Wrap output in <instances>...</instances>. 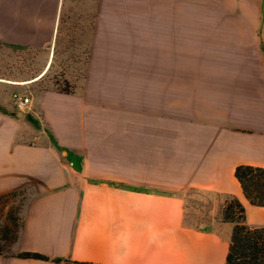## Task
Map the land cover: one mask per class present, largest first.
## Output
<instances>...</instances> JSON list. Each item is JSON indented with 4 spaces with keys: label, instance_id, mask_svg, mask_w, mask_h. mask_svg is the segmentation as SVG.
<instances>
[{
    "label": "crops",
    "instance_id": "crops-1",
    "mask_svg": "<svg viewBox=\"0 0 264 264\" xmlns=\"http://www.w3.org/2000/svg\"><path fill=\"white\" fill-rule=\"evenodd\" d=\"M211 1L232 11L211 24L237 32L218 34L223 48L203 64L185 65L179 18L167 19L162 61L153 66L114 44L119 28L136 21L99 17L87 76L73 93L45 91L23 114L7 95L0 99V197L29 192L0 264H224L233 225L222 209L230 198L247 226L264 227V208L244 198L234 177L240 165L264 169V0ZM196 2L97 7L184 10ZM62 3L0 0V44L50 47ZM187 201L209 205L211 226L184 224ZM21 252L50 260L16 258Z\"/></svg>",
    "mask_w": 264,
    "mask_h": 264
},
{
    "label": "rangeland",
    "instance_id": "rangeland-1",
    "mask_svg": "<svg viewBox=\"0 0 264 264\" xmlns=\"http://www.w3.org/2000/svg\"><path fill=\"white\" fill-rule=\"evenodd\" d=\"M195 5L199 8L101 11L97 7L98 0H63L59 33L50 47L33 51L0 44V93H3L0 99L4 101L8 96L13 112L18 114L11 101L15 91L30 98L45 91L58 92L68 87L74 92L87 76L92 56L89 39L93 37L94 23L99 17L136 21L137 26L119 28V41L114 44L121 52L130 53L131 58L135 55L138 65L150 62L153 66L160 65L162 61L165 45L162 36L165 29L170 28L166 26L167 19L179 18L183 21L180 32L182 30L185 39V65L203 64L210 51L223 48L224 42L217 41L220 39L218 34L237 32V28L211 24L232 17V11L224 8V2L200 0ZM28 194L24 189L0 199L1 254L11 253V241L19 230L21 210ZM185 207L186 226L203 230L211 226L209 205L187 201Z\"/></svg>",
    "mask_w": 264,
    "mask_h": 264
},
{
    "label": "trees",
    "instance_id": "trees-1",
    "mask_svg": "<svg viewBox=\"0 0 264 264\" xmlns=\"http://www.w3.org/2000/svg\"><path fill=\"white\" fill-rule=\"evenodd\" d=\"M58 92L73 93L69 87ZM234 177L240 185L244 198L250 204L264 208V169L240 165L236 167ZM7 195L1 196L0 199ZM222 221L233 225L224 264H264V227L251 228L246 225L245 210L236 198L226 201L222 209ZM16 238L17 232L11 244L16 241ZM0 255L3 254L0 253ZM16 258L50 260L48 257L34 252H21L16 255ZM52 262L61 264L62 261L54 259ZM64 262L66 264H81L69 260Z\"/></svg>",
    "mask_w": 264,
    "mask_h": 264
},
{
    "label": "built area",
    "instance_id": "built-area-1",
    "mask_svg": "<svg viewBox=\"0 0 264 264\" xmlns=\"http://www.w3.org/2000/svg\"><path fill=\"white\" fill-rule=\"evenodd\" d=\"M11 101H12L14 110L18 114H22L25 111H27L31 105V98L18 91H15L12 93Z\"/></svg>",
    "mask_w": 264,
    "mask_h": 264
}]
</instances>
